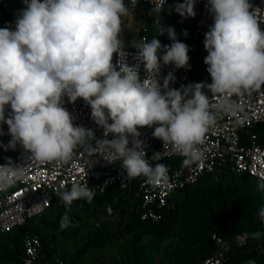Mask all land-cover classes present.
I'll use <instances>...</instances> for the list:
<instances>
[{
    "label": "clouds",
    "instance_id": "1",
    "mask_svg": "<svg viewBox=\"0 0 264 264\" xmlns=\"http://www.w3.org/2000/svg\"><path fill=\"white\" fill-rule=\"evenodd\" d=\"M22 3L14 27L0 28V136L6 124L11 139L5 150L19 145L30 163L8 160L0 165V192L26 180L31 165L62 166L77 150L88 158L119 160L129 181L143 177L152 186H170L168 166L152 163L164 155L155 152L147 158L138 129L154 128L152 136L183 157L182 167L190 168L205 160L202 145L210 129L225 117L242 123L247 119L246 98L264 90V9L250 0H207L213 23L203 43L211 83H190L179 89L170 87L173 73L161 77V69L170 64L190 69V49L177 39L173 27L163 25L160 13L165 0H151L156 35L131 42L136 49L133 64L126 62L122 36V18L130 14L125 0ZM195 5L196 0H183L175 11L194 18ZM165 33L170 45L156 38ZM183 34L188 35L186 30ZM78 99L90 107L102 137L74 123L76 117L65 102L74 104ZM258 187L264 190V182ZM55 194L68 211L74 201L90 203L96 195L87 182L79 181ZM258 216L264 222V207ZM70 225L66 212L61 227ZM261 235L253 232L251 238Z\"/></svg>",
    "mask_w": 264,
    "mask_h": 264
},
{
    "label": "built area",
    "instance_id": "2",
    "mask_svg": "<svg viewBox=\"0 0 264 264\" xmlns=\"http://www.w3.org/2000/svg\"><path fill=\"white\" fill-rule=\"evenodd\" d=\"M179 2L183 0H165L160 13L162 20L172 21L183 18L175 11V5ZM125 3L130 8L147 6L152 9L151 0H135V2L125 0ZM250 3L264 9V0H250ZM206 5L207 0H196L195 17L184 18L191 22L193 33L202 38H205V33L213 23ZM22 8H24L22 0H0V28L14 27ZM142 29L146 31V24ZM145 37V34H140L139 39ZM125 52L126 62L136 63L134 60L136 50L125 49ZM117 59L114 54L113 62L116 63ZM140 71L143 75V65L140 66ZM169 72L175 76V81L170 87L179 89L181 85L200 83L199 79L191 76L189 69H177L170 64L162 67L160 75L164 77ZM65 107L76 117L74 120L76 125L91 128L97 138L102 137L103 130L91 119V109L82 99H78L74 104L66 101ZM245 111L247 119L242 123L235 118L225 117L210 129L205 144L202 145L205 160L190 168L182 167L183 157L174 153L170 146L164 147L161 140L152 136L154 128H139L142 134L140 139L146 145L147 158L150 159L155 152L164 155L163 158L152 163L168 166L170 186H152L143 177L129 181L120 167L119 160L105 161L99 155L88 158L83 150H77V155L62 166H56L54 163L31 165L26 180L17 182L5 192H0V235L23 227L31 220L43 216L54 202L55 193L70 189L71 184L77 181L87 182L88 187L98 194H104L108 189H115L127 200L119 207L105 206L101 211L106 218H113L117 212L128 213L134 209L140 222L150 224L160 222L167 212L174 209L175 200L183 190L198 185L208 175L231 173L246 175L257 182H264V140H261L257 133V129L264 125V90L246 98ZM2 128L5 134L0 136V165L6 164L8 160L14 164L30 163L26 159L27 154L19 145L15 150H5L4 146L8 144L11 136L8 134L6 124ZM108 138H112L111 134ZM88 159L91 161L90 166ZM210 239L214 252L201 264H245V261H233L240 252L264 257L262 246L247 247L249 237L246 233L237 234L233 241L217 234H212ZM22 246L21 264H66L61 249L54 244L45 246L39 236L23 238ZM252 259L256 264H264L258 259Z\"/></svg>",
    "mask_w": 264,
    "mask_h": 264
},
{
    "label": "rangeland",
    "instance_id": "3",
    "mask_svg": "<svg viewBox=\"0 0 264 264\" xmlns=\"http://www.w3.org/2000/svg\"><path fill=\"white\" fill-rule=\"evenodd\" d=\"M147 15V10L140 6L130 8V14L122 18V36L127 45L125 49L136 50L131 47V42L139 40L140 31L147 22ZM166 27H173L175 31L185 30L191 27V22L180 18L167 21ZM199 79L200 82L211 83L208 72ZM220 180L221 176L215 174L207 178L201 186ZM232 181L229 176L222 182L227 188ZM199 191V188H194L177 196L173 209L177 214L176 220L161 239L143 235L144 228L125 235L124 228L128 223L129 212H117L113 218H106L100 207L93 208L84 202L74 201L70 211L65 210L59 214L58 202H55L45 215L33 219L17 231H12V235L9 232L0 236V263L9 264V257L5 258V246L16 252L15 242L19 244L23 238L38 232H49L45 222H52L59 215L61 225V218L67 212L71 225L61 227L63 235L61 231L56 235L66 264H191L192 257L197 254V240L201 233L199 207L207 202L204 191ZM232 193L229 188V194ZM93 210L96 213H92ZM96 218L100 220L96 221Z\"/></svg>",
    "mask_w": 264,
    "mask_h": 264
},
{
    "label": "trees",
    "instance_id": "4",
    "mask_svg": "<svg viewBox=\"0 0 264 264\" xmlns=\"http://www.w3.org/2000/svg\"><path fill=\"white\" fill-rule=\"evenodd\" d=\"M144 9L147 10L148 14L146 31L144 32L143 29H141L140 34H145L147 39L151 40L153 36L156 35V26L153 24L154 17L150 15L151 9L147 6H144ZM162 23L166 27L167 21L162 20ZM185 30L188 33L187 36L183 34L184 30H178L175 32L177 34V39L189 46L190 51L188 55L190 57L189 64L191 66L189 72L193 78L199 79L207 73V65L204 63V58L208 54L203 43L205 38L196 36L193 33L192 27ZM156 38L160 40L162 45H170L172 42L168 38L167 33L164 35H157ZM257 133L259 134L261 140H264V125L257 129ZM214 175L215 174L206 176L198 185L188 187L180 193L181 195L193 190L194 188H199V192L201 193L204 191L203 194L207 199V202L201 204L199 207L201 233L199 234L197 240V254L192 257L191 264H201L206 257L213 254L214 247L210 239L212 234H217L226 240L233 241V238L237 234L246 233L249 237L247 243L248 248H254L256 246H262L264 248V222H261L258 216L259 209L264 207V197H262L264 190H261L258 187L260 182H257L246 175L224 173L219 174L221 176V180L219 182H213L209 185L201 186L207 178ZM229 176L232 177L233 181L228 184L227 188H225L222 181ZM229 188L232 189V194H229ZM95 193L96 195L90 203L84 199H82L81 202H84L93 208L100 207L101 209H99L101 211L107 205H115L116 207H119L127 201L123 196L119 195L118 191L115 189H108L104 194ZM116 199L117 201L115 202ZM261 199L262 201H260ZM55 202H58L59 214H62L65 210H67L63 202L56 196L51 207L45 212V214L51 210ZM94 211L96 210H93L92 213H96ZM176 217V212L171 210L167 212L163 219L158 223H142L139 221V217L135 213L134 209H132L129 212V219L124 228V233L125 235H128L130 232L144 228L145 230L142 233L143 235H149L154 239H161L173 225ZM99 220V218H96V221ZM44 225L49 229V232H38L36 234H32L31 236H39L45 246L54 244L59 247V242L56 241V235L59 234V231H61L62 235L64 233L60 225V216H56L52 222H45ZM20 228L22 227L16 228L12 231H17ZM12 231H10L11 233H8L12 235ZM257 231L261 232L262 235L259 239L253 240L251 238V233ZM22 240L19 244L15 242V247L17 249L16 252L10 250L8 246H5V258L9 257V264H21V258L23 256ZM252 258L258 259L261 263H264L263 256L258 257L255 254L251 256L250 254H244L243 252L238 253L237 256L233 258V261L246 262Z\"/></svg>",
    "mask_w": 264,
    "mask_h": 264
}]
</instances>
